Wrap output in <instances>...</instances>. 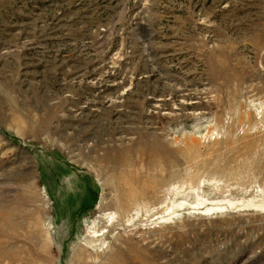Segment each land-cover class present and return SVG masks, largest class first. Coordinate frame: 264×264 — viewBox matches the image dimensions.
I'll return each instance as SVG.
<instances>
[{
  "label": "rangeland",
  "instance_id": "obj_1",
  "mask_svg": "<svg viewBox=\"0 0 264 264\" xmlns=\"http://www.w3.org/2000/svg\"><path fill=\"white\" fill-rule=\"evenodd\" d=\"M0 264H264V0H0Z\"/></svg>",
  "mask_w": 264,
  "mask_h": 264
}]
</instances>
